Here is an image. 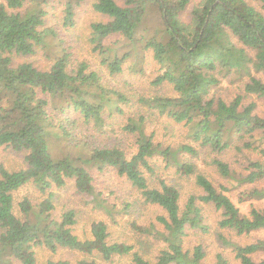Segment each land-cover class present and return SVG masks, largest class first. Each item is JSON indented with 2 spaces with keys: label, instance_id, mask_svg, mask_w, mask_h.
I'll use <instances>...</instances> for the list:
<instances>
[{
  "label": "trees",
  "instance_id": "obj_1",
  "mask_svg": "<svg viewBox=\"0 0 264 264\" xmlns=\"http://www.w3.org/2000/svg\"><path fill=\"white\" fill-rule=\"evenodd\" d=\"M83 1L65 0L64 25H76ZM255 1L260 9L251 0H198L184 21L181 15L191 0H93L102 19L90 24L89 42L110 75L122 73L129 61L130 71L139 74L146 52L159 65L151 83L155 91L137 99L105 82L85 61L73 66L71 47L47 25L43 5L48 0L0 1V148L23 153L25 162L24 168L12 170L0 162V264H39L40 250L51 254L42 264H74L70 254L78 255L75 264H119L124 257L133 264H207L202 244L184 247L187 226L208 231L199 199L222 210L224 229L241 234L264 230V207L252 205L242 214L226 193L231 188L217 187L205 170L215 167L221 177L236 182L233 186L254 184L243 192L244 201L264 199V187L257 186L264 178V118L254 113L253 104H243L247 96L264 98V81L258 77L264 74V0ZM152 9L164 27L158 25L154 35L147 24ZM113 35L121 39L106 43ZM39 50L51 60L48 69L14 62L15 55ZM235 78L242 80V90L226 98L222 91ZM124 105L137 106L122 126L135 137L131 154L105 129L107 119L126 113ZM157 116L187 126L191 142L174 147L157 140L156 130L147 127ZM204 150L220 156L202 161ZM231 150L246 173L224 159ZM156 158L179 178L194 177L207 196H190L183 210L179 183L159 174ZM95 168L126 177L139 199L107 208L93 183ZM70 181L77 193L108 211L109 220L94 219L83 236L77 232V209L58 206L57 190ZM27 186L39 194L18 196ZM145 205L163 210L157 220L164 225L166 246L156 254L143 237L149 229L137 226V234L130 236L112 228L121 213ZM220 238L240 264H264V257L254 258L264 254V239L243 244L224 234ZM60 251L69 256L55 258ZM214 264L228 261L219 254Z\"/></svg>",
  "mask_w": 264,
  "mask_h": 264
},
{
  "label": "rangeland",
  "instance_id": "obj_2",
  "mask_svg": "<svg viewBox=\"0 0 264 264\" xmlns=\"http://www.w3.org/2000/svg\"><path fill=\"white\" fill-rule=\"evenodd\" d=\"M2 1V0H0ZM93 0H84L82 4L77 7V23L73 28H69L63 23L64 15V5L65 0H48L45 2L43 7L47 11V25L55 27L59 35L62 37L65 46L71 47L70 52H72V64L76 65L78 62L85 61L90 68L98 70L104 77V81L122 89L124 92L128 93L133 99L141 94H152L154 88L151 83L155 76L159 73V65L152 59L151 53L146 52V60L142 63V72L139 74H133L127 67L132 61L126 63V68L124 71L118 75H110L105 67L100 63V57L98 53L93 50L92 45L89 42V30L90 24L93 21L101 20L102 17L93 10L92 7ZM120 1V0H118ZM252 3L260 9V5L257 1L251 0ZM198 0H191L186 10L182 12V20L189 21L191 18V11L193 7L197 4ZM158 13L155 9H152V13L147 21L150 25L151 32L149 34L154 35L160 26V29H164L162 24H158ZM121 39L119 35L110 36L106 43H115L117 40ZM24 61L32 62L34 65L41 69H48L51 65V60L48 54L43 50H39L33 55L27 57L24 56H14V62L20 63ZM264 81V74L258 73ZM242 80L235 78L234 83L227 85V87L222 91L226 98H233L236 94L240 93L242 90ZM163 92L173 94L174 92L170 88L162 89ZM138 104V103H137ZM243 104L252 105L254 113L264 118V98H259L256 95L247 96L243 100ZM130 108L128 106H123L126 111L125 114H119L115 118L107 119V127L105 128L106 134L116 141H121L122 146L128 151L129 154L136 151L135 137L132 134L124 132L122 126L126 122V116L130 115L137 108ZM147 109V107H142ZM54 117L55 113L51 114ZM55 118V119H56ZM148 130H156V139L162 141L163 144L171 145L176 147L182 142H191L188 138L189 128L183 124H178L165 116H157L153 118L152 121L148 122ZM96 133L97 131H93ZM96 133L97 138L101 135ZM101 139L104 137L101 136ZM99 138V139H100ZM59 146H65L64 143H59ZM234 150L228 151V154L224 155V159L231 163L233 168L238 171L246 173L243 170L245 165L237 162ZM216 153L204 150L203 160L205 162H211ZM254 158L263 159L260 153L252 152L251 154ZM220 156V155H217ZM156 165L159 170L160 175H164L168 180L179 183L182 192V208L185 209V204L190 196L201 197L207 196L201 187H199L195 178H179L174 168H165V162L161 158H156ZM0 162L3 163L8 169H20L25 167L24 154L20 152L13 151L10 148L2 147L0 148ZM207 175L212 179L213 183L219 187L220 185H226L231 188L229 192H226L230 198L236 203L240 208L242 214H248L250 207L252 205L258 207H264V199L252 198L249 200H243V192L250 191L254 184H244L239 186H233L236 182H229L227 179L221 177V175L216 171V168L207 165L205 166ZM93 183H95L98 193L102 194V198L105 201V206L121 207V204L126 199L137 201L139 198L138 191L131 185L130 181L124 176H120L113 169H106L103 171H98L97 168L92 169ZM258 187H264V178L257 183ZM73 182L70 181L66 187L57 190V200L59 208L64 206L74 207L78 211L79 222L77 224V232L83 236L87 229L90 227L91 222L94 219H108V211L104 208L97 206V203L92 200V197L87 194L77 193L75 190ZM36 193V194H35ZM38 195L39 193L32 187L27 186L18 191V196L24 195ZM202 196V197H203ZM200 204L201 213L203 215V222L208 227L207 232H203L199 228H192L187 226V235L184 238L185 249L192 250L196 245L202 244L203 249L206 252L205 263L214 264L217 261L218 255L222 254L228 261V264H240V261L235 258L234 253L228 247H226L220 234L239 241L240 243H249L257 239H264V230L253 231L250 234L239 233L237 229H224L220 226V221L223 217L222 210H218L213 202H205L201 199L198 200ZM163 214V210L155 205H145L138 206L137 208H132L130 213H121L118 217L119 224H113L114 232L119 235H130L135 236L137 233L136 227L149 229V233L143 236L145 239L149 240L150 250L153 253H158L162 248L166 246L165 239L162 237L164 232V225L157 220L158 215ZM190 215L194 216L195 212H191ZM69 254L65 251H60L54 255L55 258L68 257ZM70 259L75 264L78 255L70 254ZM49 257H51L50 252L47 250L39 251V264L44 263ZM264 257V254L255 255L254 258L259 260ZM116 264V263H114ZM119 264H133L130 257H124V259L119 261Z\"/></svg>",
  "mask_w": 264,
  "mask_h": 264
}]
</instances>
